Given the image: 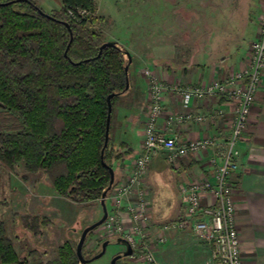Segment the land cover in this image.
I'll return each mask as SVG.
<instances>
[{"label": "trees", "instance_id": "1", "mask_svg": "<svg viewBox=\"0 0 264 264\" xmlns=\"http://www.w3.org/2000/svg\"><path fill=\"white\" fill-rule=\"evenodd\" d=\"M61 3L47 12L33 0H0V164L13 170L23 162L28 172L47 174L54 190L72 202H100L109 166L115 170L116 161L132 154L127 144L116 146L111 139L117 102L129 90V58L120 43L99 55L101 31L88 29L80 14L95 13V0ZM112 93L106 165L101 151ZM0 264H32L1 218ZM35 264L81 263L76 246L66 240L55 259Z\"/></svg>", "mask_w": 264, "mask_h": 264}, {"label": "crops", "instance_id": "2", "mask_svg": "<svg viewBox=\"0 0 264 264\" xmlns=\"http://www.w3.org/2000/svg\"><path fill=\"white\" fill-rule=\"evenodd\" d=\"M262 4L263 0H185L182 8L193 16V20L196 18V24L190 22L182 33V38L178 39L180 48L171 39L164 44H153L148 52L131 53L130 87L119 98L111 124L112 142L116 146L125 143L132 151L125 161L115 162L117 183L125 180L130 162L140 152L144 138L148 81L142 68L150 67L165 84L179 80L184 87L219 78L232 68L240 69L251 42L257 37ZM140 63L141 69L138 68ZM181 101L180 95L165 93L162 115L157 121L158 130L182 142L210 136L217 146L201 155L183 157L177 163L168 162L163 151L154 153L147 171V180L156 191L153 201L166 196L169 205L164 210L151 202L152 221L156 227L162 231L168 225L164 229L166 242L161 244L157 255L161 256L160 264H178L177 250H174L184 246L188 255L185 258L182 252L179 253V264H223L212 260L210 247L190 229H180L171 223L178 221L184 212L181 187L205 177L213 180L215 166L210 160L213 153L225 148L230 137L235 119L233 103L221 96L193 100L190 109L204 114L205 119L201 122L174 120L168 126L169 115L186 111ZM237 149L239 168L229 180L234 185L236 226L243 264H264V71ZM162 178L164 185L160 182ZM163 186L166 190H162ZM107 200L111 209L109 195ZM120 211L127 216V203Z\"/></svg>", "mask_w": 264, "mask_h": 264}, {"label": "built area", "instance_id": "3", "mask_svg": "<svg viewBox=\"0 0 264 264\" xmlns=\"http://www.w3.org/2000/svg\"><path fill=\"white\" fill-rule=\"evenodd\" d=\"M141 71L148 81L144 138L140 152L130 162L125 180L113 187L112 208L103 223L104 235L124 237L134 250L131 258L137 257L136 252L143 249L140 256L144 264H156L153 249L155 245L153 243L148 245L145 242L150 233L152 204L147 199V189L144 187L148 165L154 153L163 151L168 162L177 163L183 157L191 154L201 155L217 146L216 141L210 136L182 142L158 130L157 121L162 115L165 93L168 91L180 95L181 104L186 109L183 113L169 115L168 126L174 120L203 121L204 114L195 113L190 109L192 101L221 96L233 103L235 119L230 137L225 143V148L219 153H213L211 157L210 162L215 166L213 180L205 177L181 187L184 213L171 225L180 229H190L194 236L210 247L213 261L243 264L241 239L236 226L234 185L230 183L229 178L239 168L236 161L238 142L248 125L264 71V0L257 37L251 42L240 69L232 68L219 78L186 87L179 80L169 84L163 83L148 66ZM131 197L135 198L133 202L129 201ZM124 203H127L129 209L128 222L124 221L125 217L120 211ZM167 227L168 225H165L157 235L161 243L166 242L164 229Z\"/></svg>", "mask_w": 264, "mask_h": 264}, {"label": "rangeland", "instance_id": "4", "mask_svg": "<svg viewBox=\"0 0 264 264\" xmlns=\"http://www.w3.org/2000/svg\"><path fill=\"white\" fill-rule=\"evenodd\" d=\"M33 1L47 12L59 9L62 5L61 0ZM95 1V13L80 11V14L86 19V27L101 31L103 41H117L132 54L138 51L148 52L152 46L159 43L164 44L171 39L175 40L174 43L180 48L178 45L181 42L178 39L182 38L181 35L187 26H190V22L194 21L193 24H196V18L194 17L193 20V16L182 8L185 0ZM186 3L188 5V2ZM168 44L170 45V43ZM134 65L135 63L133 67ZM142 67L143 65L140 63L138 68ZM147 177L148 175L144 182L147 199L167 210L169 205L168 201H165L166 196L160 197L162 200L153 201L156 191L152 183L149 184ZM160 182L161 185H164L163 178L160 179ZM113 187L108 194L110 197ZM163 188L164 186L162 190H166ZM0 199V218L5 223L8 234L16 242L18 251L23 256H28L32 264L47 263L55 259L58 256L59 247L66 240L71 241L77 247L82 230L103 215L99 201L82 204L72 202L54 190L47 174L28 172L23 162L16 165L13 170L0 164ZM134 200L135 198L131 197L129 201L133 202ZM106 202L108 209L111 210L109 200ZM153 211L152 209L149 224L150 233L145 238V242L148 245L152 243L155 245L153 249L156 264H160L161 256L157 255V251L159 248L161 249L163 243L158 241L157 235L161 231L152 221ZM128 214L129 209L127 208V216H124V221L128 222ZM94 230V234L90 238H86L83 246L86 258L97 254L102 248V241L109 238L104 235L103 224ZM117 238L110 236V243L104 255L87 264H112L113 257L123 247L116 242ZM33 249H37L39 252L35 257L29 255ZM142 251L143 249H140L136 252L137 257L118 259V264H144L140 256ZM174 251L178 255V264L181 262L179 253L182 252L185 258L188 255L184 246H178Z\"/></svg>", "mask_w": 264, "mask_h": 264}, {"label": "water", "instance_id": "5", "mask_svg": "<svg viewBox=\"0 0 264 264\" xmlns=\"http://www.w3.org/2000/svg\"><path fill=\"white\" fill-rule=\"evenodd\" d=\"M68 25V24H67ZM69 26V25H68ZM69 29H70V34H71V39L73 37V33L71 31V28L69 26ZM107 46H118V42L117 41H105L101 46H100V49H99V55L101 54L102 50L107 47ZM67 53V50L65 52V54ZM126 54L128 55V58H129V62L128 64L125 66V71L126 73L128 74L129 72V67H130V64L132 62V55L131 53L127 50L126 51ZM130 87V83H129V79L127 80V85H126V89H129ZM115 94L112 93L108 96V117H107V127H106V134H105V144H104V147L102 148V151H101V158H102V161L104 164H106L105 160H104V151H105V148L108 144V141H109V132H110V122H111V111H112V103H111V98L114 96ZM107 165V164H106ZM109 170H110V181H109V185L108 187L103 191L102 193V197H101V200H100V203H101V206H102V210H103V215L98 219L96 220L95 222L87 225L81 232V235H80V238H79V241L77 243V247H76V251H77V256L80 260V263L81 264H87L88 262L92 261V260H95L97 258H100L101 256L104 255V253L106 252L107 250V246L109 244V240H105L103 243H102V249L100 252H98L97 254L89 257V258H86L83 254V246H84V243H85V240H86V237L88 235V233L92 230H94L95 228L101 226L108 214H109V209H108V206H107V202H106V199H107V196H108V193L109 191L112 189L113 187V184L115 182V170L112 166H109ZM117 243L119 244H122L125 246V249L120 251L117 255H115L111 261L112 264H117V260L122 257V256H131L134 252L131 244L127 241V239H125L124 237H119L117 239Z\"/></svg>", "mask_w": 264, "mask_h": 264}, {"label": "flooded vegetation", "instance_id": "6", "mask_svg": "<svg viewBox=\"0 0 264 264\" xmlns=\"http://www.w3.org/2000/svg\"><path fill=\"white\" fill-rule=\"evenodd\" d=\"M114 237H121V236H114ZM117 238V239H118ZM105 240H109V243H110V237L109 238H105L103 241H102V243L105 241ZM116 242H117V240H116ZM109 245V244H108ZM120 245H122V244H120ZM123 247H122V249H121V251L122 250H124L125 249V246L124 245H122ZM108 247V246H107ZM102 249V248H101ZM101 249H100V251H101ZM100 251H98V252H100ZM124 257H130V256H122V257H120L119 259H122V258H124ZM117 264H118V260H117Z\"/></svg>", "mask_w": 264, "mask_h": 264}]
</instances>
